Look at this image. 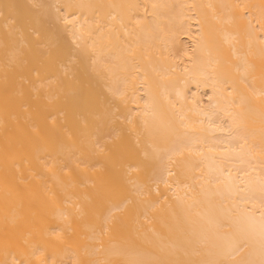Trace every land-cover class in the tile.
<instances>
[{
    "label": "bare ground",
    "instance_id": "bare-ground-1",
    "mask_svg": "<svg viewBox=\"0 0 264 264\" xmlns=\"http://www.w3.org/2000/svg\"><path fill=\"white\" fill-rule=\"evenodd\" d=\"M0 264H264V0H0Z\"/></svg>",
    "mask_w": 264,
    "mask_h": 264
},
{
    "label": "rangeland",
    "instance_id": "rangeland-1",
    "mask_svg": "<svg viewBox=\"0 0 264 264\" xmlns=\"http://www.w3.org/2000/svg\"><path fill=\"white\" fill-rule=\"evenodd\" d=\"M63 35H64V39H65V41L68 42V41H69L68 34L65 32ZM80 76H83V75L80 74ZM82 78H83V77H82ZM85 78L87 79L88 77H87V76H86V77L84 76V79H83V80H85ZM81 80H82V79H81ZM81 80H80V81H81ZM78 81H79V80H77V82H78ZM80 81H79V82H80ZM62 82H63V84H64L65 81H62ZM71 82H73V81H71ZM71 82H70L69 80H67L66 83H70L69 85H71ZM60 83H61V82H60ZM73 83H74V82H73ZM73 83H72V85H73ZM74 84H75V83H74ZM77 84H78V83H76L75 85H77ZM81 84H83V82H82ZM66 85H67V87H68V84H66ZM75 85L70 86V87L74 88ZM78 85H79V84H78ZM78 85H77V86H78ZM63 86H64V85H63ZM77 86H75V87L77 88ZM65 87H66V86H65ZM67 87H66V88H67ZM70 87H69V88H70ZM76 88H75V89H76ZM81 88H82V87H81V85H80V86L78 87V89H79V91H77L78 93L81 92V91H83ZM64 89H65V88H64ZM64 89H63V92L65 91ZM75 89H73V90H75ZM78 89H77V90H78ZM80 89H81V90H80ZM67 90L70 91V89H67ZM67 90H66V91H67ZM71 90H72V89H71ZM66 91H65V92H66ZM99 91H100V90H99ZM101 91H102V89H101ZM63 92H62V93H63ZM74 92H75V91H74ZM77 92H76V93H77ZM66 93H67V92H66ZM66 93H65V94H66ZM70 93H71V92H70ZM82 93H85V91L82 92ZM82 93H81V94H82ZM88 93H89V92H86V94H88ZM95 93H97V94H96V96L98 95L97 97H101V96H103V98L105 97L104 99H108V98H109V97L106 95V93L103 94V95L100 94L101 96L99 95L98 92L95 91ZM100 93H101V92H100ZM102 93H103V91H102ZM60 94H61V92H60ZM63 94H64V93H63ZM63 94H61V96H60V95H59V96L62 97ZM65 94H64V96H63L64 98H65ZM67 94H68V93H67ZM67 94H66V95H67ZM79 94H80V93H79ZM86 94H84L85 97H83V99H84V98H87V95H86ZM73 95H74V97H75V94H73ZM76 95H78V94H76ZM69 96H70V95H69ZM71 96H72V93H71ZM79 96H80V95H79ZM56 97L58 98V96H56ZM60 97H59V98H60ZM63 97H62V99H64ZM66 97L68 98V96H66ZM74 97H73V98H72V97H69L68 99H69V100H72V99L77 100V99H75ZM76 97H78V96H76ZM59 98H58V99H59ZM70 98H72V99H70ZM103 98H102V99H103ZM60 99H61V98H60ZM80 99L82 100V96L80 97ZM80 99L78 98V100H80ZM25 100L27 101V99H25ZM65 100H66V98H65ZM69 100H68V101L66 100V101L69 102ZM74 100H72V101H74ZM28 101H31V100H28ZM33 101L35 102V101H37V100L34 99ZM33 101H32V104L34 103ZM62 101H64V100H62ZM25 103H27V102H25ZM28 103H29V102H28ZM37 103H38V102H37ZM30 104H31V103L28 104V107H26V109H28V108L32 105V104H31V105H30ZM24 105H26V104H23V108H24ZM35 105H36V104H35ZM33 106H34V105H33ZM37 106L39 107V105H36L35 107L38 108ZM35 107H34L33 109H36ZM30 108L32 109V106H31ZM30 108H29V109H30Z\"/></svg>",
    "mask_w": 264,
    "mask_h": 264
}]
</instances>
